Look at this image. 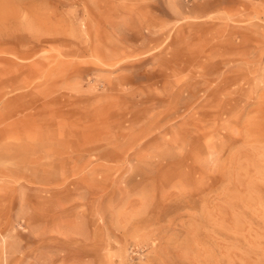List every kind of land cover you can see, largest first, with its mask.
Listing matches in <instances>:
<instances>
[{"label": "rangeland", "instance_id": "obj_1", "mask_svg": "<svg viewBox=\"0 0 264 264\" xmlns=\"http://www.w3.org/2000/svg\"><path fill=\"white\" fill-rule=\"evenodd\" d=\"M0 264H264V0H0Z\"/></svg>", "mask_w": 264, "mask_h": 264}]
</instances>
